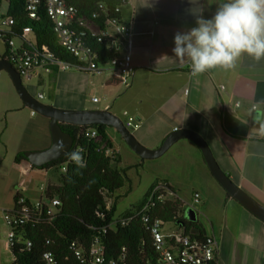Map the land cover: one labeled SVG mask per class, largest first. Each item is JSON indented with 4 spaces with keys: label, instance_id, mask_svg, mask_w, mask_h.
<instances>
[{
    "label": "crops",
    "instance_id": "obj_1",
    "mask_svg": "<svg viewBox=\"0 0 264 264\" xmlns=\"http://www.w3.org/2000/svg\"><path fill=\"white\" fill-rule=\"evenodd\" d=\"M145 3L146 0H132L125 7L126 17L133 20L135 73L122 78L79 70L60 72L56 68L51 74L36 70L33 77L37 82L45 86L50 84L52 103L45 104L65 109L110 110L118 116L129 111L143 121L133 133L150 149L162 146L174 131H196L209 143L232 179L264 205V60L256 62L245 55L234 69L217 68L193 76L188 63L175 57L174 36L197 26L199 7L203 9L199 14L210 19L217 4L209 5L208 0H148V6L143 5ZM4 78L6 88L0 91V106L13 113L24 110L11 75L5 74ZM222 85L226 87L224 90ZM94 96H99L100 100L94 101ZM42 115L43 118L29 129H24V122L17 119L7 124L0 121V264H16L8 246L10 228L5 212L15 207L18 194L36 202L32 195L24 194V167L31 172L36 168L28 160L17 162L16 157L24 151L43 150L53 143L51 119ZM107 133L113 149L121 155L123 167L142 162L143 157L119 130L109 126ZM164 155L143 162L161 169L157 171L160 177L143 197L160 179L170 182L179 195L180 189L174 182L178 179L176 176L194 181L198 186L194 192L200 191L203 196L198 212L199 226L220 240L219 263L264 264V221L228 195L211 173L199 145L190 138H183ZM170 164L177 168L173 181ZM141 167L129 170L132 180L140 175ZM42 169L46 171L47 182L55 179L56 175L52 178L50 175L53 169ZM214 180L222 188L215 189ZM183 200L181 209L185 210L191 203Z\"/></svg>",
    "mask_w": 264,
    "mask_h": 264
},
{
    "label": "trees",
    "instance_id": "obj_2",
    "mask_svg": "<svg viewBox=\"0 0 264 264\" xmlns=\"http://www.w3.org/2000/svg\"><path fill=\"white\" fill-rule=\"evenodd\" d=\"M69 1L76 4L83 14L95 11L100 2H105L110 8L121 3V0ZM1 10L16 18L17 23L13 26V31L16 34L13 37L22 40L23 29L29 27L34 42L39 46L48 45L57 51L63 60L71 61L73 59L69 52L57 44L53 30L54 24L47 15L45 6L40 9L39 19L29 15L27 0H0ZM0 38L6 44V52L2 56L5 58L10 54V40L6 36ZM62 126L64 130L74 135L75 144L78 143L82 147L79 153L80 158L75 161L66 156L42 167L33 165L36 168L55 171L56 177L48 180L45 196L47 200L59 198L61 204L56 206V213L53 215H49L45 208L32 207L29 217L18 225L17 242L12 248L16 264H43V253L48 247L55 251L59 264H92L91 262H82L71 248V243L79 241L82 247L89 249L96 236L102 238L106 254L110 257L118 258L123 254L125 247L127 264H156L157 254L153 247L152 236L141 216L133 218L126 224L122 220L134 216L147 201L152 189L159 182L167 180H157L144 197L118 214L120 202L133 189V180L129 176V170L143 166V162L147 159L143 158L140 164L123 167L120 164L122 159L119 151L115 150L113 155H107L103 143L80 133V125L62 123ZM93 126L100 130L103 141L107 143L108 147L113 148L112 139L107 133L109 126L105 124ZM22 160H28L25 151L16 157L17 162ZM65 166H67L66 170ZM21 195L18 194L15 199L14 208L17 212L22 209V206L18 205ZM228 195L233 197L230 193ZM27 202L30 205L33 204V201L28 198ZM181 208L180 200L169 201L166 204L158 205L154 214L164 221H171L177 225L186 222L188 231L205 233L200 229L199 219L189 220L187 212ZM116 221H118L117 228H111V225ZM29 240L33 242L31 248L27 246ZM48 240L52 241L51 246L48 245ZM143 241L146 244L144 250L141 251Z\"/></svg>",
    "mask_w": 264,
    "mask_h": 264
},
{
    "label": "built area",
    "instance_id": "obj_3",
    "mask_svg": "<svg viewBox=\"0 0 264 264\" xmlns=\"http://www.w3.org/2000/svg\"><path fill=\"white\" fill-rule=\"evenodd\" d=\"M131 2L132 0H121L120 4L111 8L105 2H100L95 11L83 14L80 8L69 0H27V10L32 18L39 19L40 9L45 6L47 15L54 24L53 30L57 44L73 56L71 61L63 60L62 56L48 45L39 46L34 42L29 27L23 29L22 40L13 37L16 34L13 31V26L17 23L16 18L1 10L0 37H9L11 46L10 54L7 57L14 61L23 81L33 78L36 70L51 74L56 68L60 72L79 70L129 78L137 69L133 58V20L131 17H126L125 14V7L129 6ZM18 40L20 44H18ZM225 88L222 85V89ZM45 97L46 93H39L40 99ZM93 100L99 101L100 97L94 96ZM32 113L36 114L37 111L32 108ZM125 114L128 115L125 124L131 131L142 126L143 121L136 115L130 114L129 111H126ZM80 126L82 135L103 143L107 155H113L115 150L108 147L107 143L103 141V136L97 127L93 125ZM81 150L82 147L78 143H74L67 156L70 160L76 161L80 158ZM64 169L66 170L67 166ZM47 188L48 182L42 185L43 197L33 202L32 205L28 204L27 198L21 195L18 200V205L22 206L21 211L17 212L13 208L5 212L6 223L10 228L8 246L11 249L17 242V227L29 217L32 207L45 208L49 215L56 213V206L60 205L61 201L59 198L47 200L45 196ZM177 200L182 201L179 193L171 187L170 182L161 181L152 189L147 201L137 210L136 214L124 218L122 222L126 224L133 218L141 216L152 236L153 247L157 254L156 264H220L222 246L217 235L211 232L202 234L194 230L188 231L186 225H182V223L167 228L166 221L154 214L158 205ZM201 202V192L195 191L190 207H193L197 214ZM187 209H185L186 212ZM117 226L118 221L114 222L111 228L116 229ZM47 242L51 246L52 241L48 240ZM145 244L146 242L143 241L141 251L144 250ZM27 246L31 248L33 242L29 240ZM71 248L84 263L127 264L126 248H123V254L118 258L110 257L106 254V247L100 236L94 238L89 249L82 247L79 241H73ZM43 264H59L53 248L48 247L44 251Z\"/></svg>",
    "mask_w": 264,
    "mask_h": 264
},
{
    "label": "water",
    "instance_id": "obj_4",
    "mask_svg": "<svg viewBox=\"0 0 264 264\" xmlns=\"http://www.w3.org/2000/svg\"><path fill=\"white\" fill-rule=\"evenodd\" d=\"M2 70H7L9 72L25 104L51 119L50 130L53 138L52 145L43 150H28L25 152L26 157L33 165L42 167L47 163L66 157L70 152L75 143V137L72 133L64 130L62 123L77 125L105 124L113 126L120 131L128 144L145 159L161 157L178 140L190 138L201 148L211 173L223 188L230 193L233 198L264 221V205L238 185L228 172L222 168L211 146L200 134H198V132L188 129L174 131L165 140L162 146L157 149H150L142 145L137 140L134 133L126 126L125 121L110 110H73L45 104L30 92L12 59L9 57L0 58V71ZM187 216L191 221L198 220L197 211L193 207L187 209ZM182 225H186V222H183Z\"/></svg>",
    "mask_w": 264,
    "mask_h": 264
},
{
    "label": "clouds",
    "instance_id": "obj_5",
    "mask_svg": "<svg viewBox=\"0 0 264 264\" xmlns=\"http://www.w3.org/2000/svg\"><path fill=\"white\" fill-rule=\"evenodd\" d=\"M213 3L217 10L210 19L199 14V7L197 26L175 34V57L188 63L193 76L234 69L245 55L264 60V0H208Z\"/></svg>",
    "mask_w": 264,
    "mask_h": 264
},
{
    "label": "rangeland",
    "instance_id": "obj_6",
    "mask_svg": "<svg viewBox=\"0 0 264 264\" xmlns=\"http://www.w3.org/2000/svg\"><path fill=\"white\" fill-rule=\"evenodd\" d=\"M18 44H20V41L18 40ZM6 52V44L4 43L3 39L0 38V58L4 55ZM5 74H9L7 70L0 71V91H4L5 86ZM25 85L28 87L30 92L41 102L43 103H52V98H50V84L48 83L45 85H40L37 80L33 77L31 79L24 80ZM17 90V89H16ZM17 92V91H16ZM40 92H46V97L43 99L39 98ZM93 95H91L92 97ZM52 97V96H51ZM21 98V97H20ZM22 102L24 103V110L17 111L18 113L8 112L4 107L0 106V121L7 124L9 120L13 121L14 119H17L20 122H24V129L32 128L35 125V122L38 121L40 118H43L42 113L37 111V116H33L31 113L32 107L25 104L23 99L21 98ZM91 100V99H90ZM104 103V102H101ZM95 105V103H92ZM97 104V103H96ZM101 105V104H99ZM70 109V108H67ZM73 110H83V109H92V108H71ZM132 114V113H130ZM124 121L127 120L128 115H122L120 116ZM134 132L135 130L132 129ZM44 149V148H43ZM40 150V149H38ZM171 154V153H170ZM165 156V155H164ZM168 156V155H167ZM163 157V156H162ZM159 158V157H158ZM13 166V165H12ZM33 166V165H32ZM36 168V167H34ZM163 168V164H162ZM38 171H37V170ZM34 172H31V170H28L24 167V194L26 195H32V199L35 201L40 200L43 197V191H42V185L47 182L46 178V171L42 168H36ZM176 166L174 164L169 165L171 180L173 181V176H176ZM161 170L159 167H154V164H149V162L146 163V165L142 166L140 168V175L136 176V180L134 181L133 189L128 194L126 198H124L120 202L119 206V212L122 213L123 210L131 207L134 205L139 199L143 197L147 189L154 183V181L157 179L158 172ZM173 173V174H172ZM18 175V172L16 173ZM51 178L55 175L54 171H50ZM174 180L177 184L178 189H180V195L183 199H186L190 203L193 201V195H194V189L198 187L194 181L189 182L187 178L181 177L182 179ZM128 186V185H127ZM213 186L216 188H222L221 185L217 181H213ZM220 186V187H219ZM23 188H20L22 191ZM28 190V192L26 191ZM30 191V192H29ZM31 193V194H30ZM202 195V193H201ZM12 198V196H11ZM181 198V199H182ZM37 199V200H36ZM182 201L184 202L185 200ZM203 199V196H202ZM13 201V200H12ZM202 204V203H201ZM200 204V205H201ZM186 205V203H185ZM188 207V206H187ZM190 207V206H189ZM201 219L204 218V216L200 215ZM174 223L171 221H166V227L171 228L173 227Z\"/></svg>",
    "mask_w": 264,
    "mask_h": 264
}]
</instances>
